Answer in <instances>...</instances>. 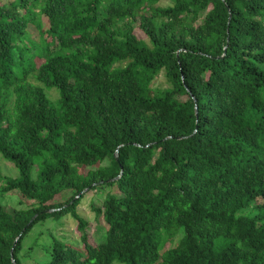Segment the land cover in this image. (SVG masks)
I'll list each match as a JSON object with an SVG mask.
<instances>
[{
	"label": "trees",
	"instance_id": "1",
	"mask_svg": "<svg viewBox=\"0 0 264 264\" xmlns=\"http://www.w3.org/2000/svg\"><path fill=\"white\" fill-rule=\"evenodd\" d=\"M160 1L0 0V264L66 213L47 264H264V0Z\"/></svg>",
	"mask_w": 264,
	"mask_h": 264
},
{
	"label": "rangeland",
	"instance_id": "2",
	"mask_svg": "<svg viewBox=\"0 0 264 264\" xmlns=\"http://www.w3.org/2000/svg\"><path fill=\"white\" fill-rule=\"evenodd\" d=\"M171 0H161L160 5L170 4ZM155 88H165L168 86L164 71H161L152 82ZM54 91V89L45 88L46 92ZM0 170L5 175L17 176L18 172L13 164L5 160L0 155ZM37 172L36 166L31 170V176L35 178ZM109 186L99 188L97 191H91L82 196L77 206V212L87 221L85 230L90 243L95 244L103 239L105 234V223L102 216L96 214L95 206L100 205ZM31 200L20 196L16 191L0 195V204L12 206L15 208L25 207L26 202ZM82 231L77 228V222L70 213L63 214L60 217H48L45 220L36 222L32 228L23 236L20 249L17 253L21 264H47L50 256V249L55 246V242L67 243L82 248L81 242ZM180 235H176L172 243L169 236L162 233L160 236V247L164 245H173ZM112 264H122L114 261Z\"/></svg>",
	"mask_w": 264,
	"mask_h": 264
},
{
	"label": "water",
	"instance_id": "3",
	"mask_svg": "<svg viewBox=\"0 0 264 264\" xmlns=\"http://www.w3.org/2000/svg\"><path fill=\"white\" fill-rule=\"evenodd\" d=\"M120 173H121V172H120ZM118 176H119V175H118ZM118 176H116L115 178H117ZM115 178H114V179H115ZM84 190H86V189H84ZM48 211H54V209H48ZM35 216H36V215H34V216L32 217L31 220H33Z\"/></svg>",
	"mask_w": 264,
	"mask_h": 264
}]
</instances>
